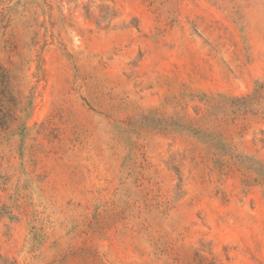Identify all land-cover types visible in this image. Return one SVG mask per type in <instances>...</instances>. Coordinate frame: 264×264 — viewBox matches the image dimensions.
<instances>
[{
    "label": "rangeland",
    "instance_id": "rangeland-1",
    "mask_svg": "<svg viewBox=\"0 0 264 264\" xmlns=\"http://www.w3.org/2000/svg\"><path fill=\"white\" fill-rule=\"evenodd\" d=\"M0 264H264V0H0Z\"/></svg>",
    "mask_w": 264,
    "mask_h": 264
}]
</instances>
